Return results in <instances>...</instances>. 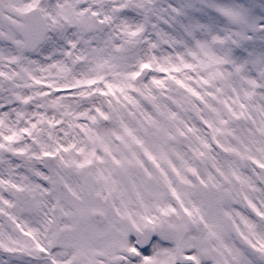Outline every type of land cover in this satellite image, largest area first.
Returning a JSON list of instances; mask_svg holds the SVG:
<instances>
[{
  "label": "snow or ice",
  "instance_id": "1",
  "mask_svg": "<svg viewBox=\"0 0 264 264\" xmlns=\"http://www.w3.org/2000/svg\"><path fill=\"white\" fill-rule=\"evenodd\" d=\"M0 264H264V0H0Z\"/></svg>",
  "mask_w": 264,
  "mask_h": 264
}]
</instances>
